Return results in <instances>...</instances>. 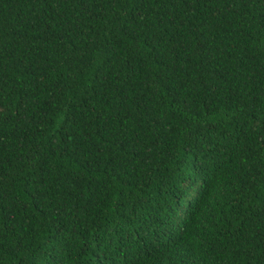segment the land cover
I'll return each instance as SVG.
<instances>
[{"label":"trees","instance_id":"1","mask_svg":"<svg viewBox=\"0 0 264 264\" xmlns=\"http://www.w3.org/2000/svg\"><path fill=\"white\" fill-rule=\"evenodd\" d=\"M0 264H264V0H0Z\"/></svg>","mask_w":264,"mask_h":264}]
</instances>
